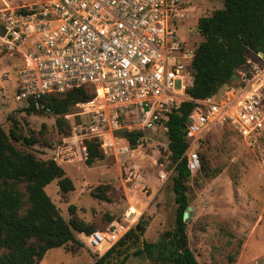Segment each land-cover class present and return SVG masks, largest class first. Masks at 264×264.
<instances>
[{
	"label": "rangeland",
	"instance_id": "obj_1",
	"mask_svg": "<svg viewBox=\"0 0 264 264\" xmlns=\"http://www.w3.org/2000/svg\"><path fill=\"white\" fill-rule=\"evenodd\" d=\"M40 1L0 0V126L6 133L13 129L19 136L33 139L32 144L13 141L15 147L41 160L53 159L60 166L61 174L44 189L65 221L78 218L100 231L123 224L125 231L101 263L98 259L109 248L100 249L104 252L100 254L87 246L84 234L76 233L78 243L47 250L38 264H115L125 254L123 264H167L156 256L159 247L171 240L167 232L175 228L177 208L172 190L174 163L165 124L141 129L132 114L123 113L119 115L120 127L100 124L94 129L91 113L77 103L60 115L59 125V115L27 113L15 99V71L22 65L23 50L32 36L26 23L23 29L27 39L13 42L5 25L12 16L34 12ZM185 4L178 29L188 46L195 47L202 40L196 29L197 18L209 15L223 2L188 0ZM236 74L234 84L240 72ZM134 130L142 135L132 146L125 134ZM92 138L100 142L103 155L88 165L84 142ZM199 141L196 151L200 167L185 181L190 207L185 223L189 249L199 264H264V130L246 138L231 124H216ZM161 172L166 173L165 179L160 178ZM64 176L73 184L65 193L59 190V180ZM16 187L24 191L23 184ZM135 211L140 214L133 218L128 212ZM139 220L144 222L145 231L135 238L128 232H137ZM145 242L160 245L152 249L150 257L133 255L132 251Z\"/></svg>",
	"mask_w": 264,
	"mask_h": 264
},
{
	"label": "built area",
	"instance_id": "obj_2",
	"mask_svg": "<svg viewBox=\"0 0 264 264\" xmlns=\"http://www.w3.org/2000/svg\"><path fill=\"white\" fill-rule=\"evenodd\" d=\"M186 1L41 0L34 12L12 16L5 27L13 42L27 39L26 23L32 36L15 71V99L23 108L31 103L44 108L45 94L90 87L93 97L80 106L91 113L94 129L100 124L120 127L123 113L132 114L141 129L154 128L189 100L193 107L184 126L182 155L195 172L199 140L211 126L231 124L246 138L264 130V56L257 54L248 73L239 70L236 84L203 98L188 96L195 47L178 29ZM124 231L123 224H112L85 235L86 244L102 254L99 250L110 248Z\"/></svg>",
	"mask_w": 264,
	"mask_h": 264
},
{
	"label": "trees",
	"instance_id": "obj_3",
	"mask_svg": "<svg viewBox=\"0 0 264 264\" xmlns=\"http://www.w3.org/2000/svg\"><path fill=\"white\" fill-rule=\"evenodd\" d=\"M222 2V7L197 18L196 29L202 40L194 48L190 62L192 82L185 88V93L193 98H203L222 86L234 84L236 73L239 70L248 73L249 64L259 59L257 54H264V0ZM93 95L90 87H73L64 92L43 95L41 103L44 108H36L31 103L23 109L30 113L47 112L45 109L48 108V112L59 115L56 122L60 125V115ZM192 107L191 101H181L165 122L170 159L174 163L172 190L177 208L175 228L167 232L171 240L166 246L159 247L156 256L167 264H199L187 245L186 224L182 219L183 211L188 206L185 181L190 175L186 158L182 155L187 145L184 126ZM125 135L127 142L133 146L142 134L134 130ZM19 140L25 144L33 143L32 138L19 136L13 129L6 133L0 126V181L4 183L0 186V264H38L47 250L69 242L78 243L76 233L88 235L96 230L92 224L78 218H72L69 222L62 218L44 189L46 184L61 174L60 166L53 159L41 160L29 151L18 149L13 141ZM84 143L85 162L91 165L103 155L100 142L92 138ZM19 184L24 185V191L16 187ZM72 189L69 177L64 176L59 180L61 192ZM135 226L137 232L131 229L128 233L136 238L144 233L145 226L141 220ZM157 244L160 245L145 242L132 254L144 253L150 257ZM110 248L98 259L99 263L112 251L113 248ZM126 259L125 254L115 264H123Z\"/></svg>",
	"mask_w": 264,
	"mask_h": 264
},
{
	"label": "water",
	"instance_id": "obj_4",
	"mask_svg": "<svg viewBox=\"0 0 264 264\" xmlns=\"http://www.w3.org/2000/svg\"><path fill=\"white\" fill-rule=\"evenodd\" d=\"M260 56H263L264 54L262 52L258 53ZM189 216H190V207L187 206L185 208V210L183 211V215H182V219L183 221L186 223L189 220Z\"/></svg>",
	"mask_w": 264,
	"mask_h": 264
},
{
	"label": "bare ground",
	"instance_id": "obj_5",
	"mask_svg": "<svg viewBox=\"0 0 264 264\" xmlns=\"http://www.w3.org/2000/svg\"><path fill=\"white\" fill-rule=\"evenodd\" d=\"M131 211H134V208H131ZM128 213L133 214V218H135L138 214H140V212H138V211H135V212H128Z\"/></svg>",
	"mask_w": 264,
	"mask_h": 264
}]
</instances>
